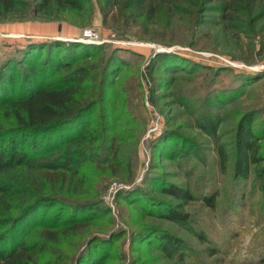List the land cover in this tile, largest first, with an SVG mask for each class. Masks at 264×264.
I'll return each instance as SVG.
<instances>
[{"label": "rangeland", "instance_id": "1", "mask_svg": "<svg viewBox=\"0 0 264 264\" xmlns=\"http://www.w3.org/2000/svg\"><path fill=\"white\" fill-rule=\"evenodd\" d=\"M90 5L91 21L84 25L87 17L46 18L33 9L23 17L0 21V64L21 58L28 43L92 45L93 52L79 60L89 69L85 93H100L84 133L72 146L81 144L90 151L88 157L63 180L57 172L41 169L48 157L62 151L65 141L55 143L52 136L34 138L29 133L4 138L7 155L14 140V148L36 157L0 175V184L14 187L6 205L13 215L7 221L35 200H47L36 211L44 224L36 223L24 240L41 256V264H69L80 250L85 252L87 240L111 235L108 256L100 264H177L136 237L137 231L151 227L155 235L167 233L181 241L185 264H264V194L253 169L247 178H235L232 153L241 115L255 109L260 111L257 121L264 119V40L262 49L259 42L264 14L253 13L252 29L245 12L229 5L222 17L215 3L202 8L204 4L196 6L192 0H164L147 21L140 14L142 7L124 16L114 8L103 21L100 1L90 0ZM85 29L97 34L96 42L80 40ZM157 53L181 59L184 68L165 71L154 63ZM112 56L124 64L118 65L117 73L110 68L104 72ZM252 76L255 79L249 80ZM204 114L218 117L215 137L196 122ZM74 131L59 133L71 137ZM166 132L174 135L167 142L161 140ZM178 139L193 145L192 155L180 159L170 153L172 141ZM260 151L264 158V141ZM156 180L186 187L195 199L175 200ZM132 193L188 214L195 234L153 209L148 212L137 200L129 201L126 196ZM207 196H213V205L205 202ZM92 203L99 207L93 218L83 220L74 235L67 231L70 235L62 237L72 208ZM54 216V224L44 227ZM8 227L0 225V237ZM56 228L57 236L47 231Z\"/></svg>", "mask_w": 264, "mask_h": 264}, {"label": "trees", "instance_id": "2", "mask_svg": "<svg viewBox=\"0 0 264 264\" xmlns=\"http://www.w3.org/2000/svg\"><path fill=\"white\" fill-rule=\"evenodd\" d=\"M99 1L103 21L109 10L114 8H117L120 16H124L131 10L140 7L143 8L140 14L147 21L164 0ZM192 3L196 6L200 3L204 4L202 8L205 7V4L215 3L216 11L222 17L225 8L228 5L232 6L234 9H238V12H245V15L249 17V25L253 24L255 20L253 18L254 14L257 13L256 16L264 14V0H192ZM90 7V0H0V21L23 17L25 16L24 12L33 9L35 12L46 16V18H59L67 14L82 20L87 17L83 23L84 25L88 21L87 24H89L91 21ZM249 28H252V26L250 25ZM250 31L254 33L253 30ZM263 40L264 37L260 36V49H262ZM92 47L94 46L60 40H54L50 43H28L21 50V58H9L0 64V175L5 171H10L13 166L20 167L36 158L35 156L29 157L25 149L14 148V140L10 144L11 152L8 155L6 154V148L3 146L4 138L13 137L15 133H29L34 138L41 134L45 137L52 136L55 143L65 141L62 151L52 158L48 157L49 160L45 158L47 160L43 164L44 169H41L57 172L58 177L62 176L60 178L62 180L64 175H68L74 170L75 165L88 157L90 151L86 150L81 144L75 147L72 146L84 133L88 116L92 113L90 111L95 109V101L100 97V93L92 95L85 93L88 88L89 69L81 64L84 63L83 61L79 60L82 54H91L93 52ZM44 50H46V54L43 57ZM167 57L169 58L168 63H166ZM36 59L41 61L38 63L39 60L36 61ZM180 60L174 56L157 53L154 63L162 64L165 66V71L172 72L184 68ZM123 64V61L112 56L107 60L104 72L106 68H110L112 73H117L118 69H121L118 68V65ZM106 77L103 76V83H105ZM255 77L252 76L249 80L255 79ZM259 114L260 111L257 112L252 109L241 115L235 130L232 153L235 178L245 179L250 169H253L255 179L260 182V188L264 194V158L260 151L264 141V119L257 121ZM196 122L206 133L213 137L216 136L218 127V117L216 115L204 114ZM74 128L75 134H72L71 137L59 133L61 129ZM173 136L172 133L166 132L161 140L167 142V139H171ZM29 144L33 148V142ZM193 149L191 143L182 142L178 139L172 141L170 153L180 159H185L192 155ZM75 156L78 158L76 159ZM223 156L222 154L221 157L223 158ZM155 183L163 193L170 195L175 200L189 202L195 199V196L186 187L170 183L165 186L164 182L160 180H156ZM12 189H14L13 184H0V225L9 226L0 237V264H41V262H38L41 256L32 253V248L29 249L30 247L25 244L24 240L26 233L36 226V223L39 225L44 224L40 214L37 216L36 211L47 200L43 198L35 200L24 206L14 218L7 221V218L13 215L6 206L12 201ZM126 197L129 201L137 200L148 212H152L153 209L160 217L169 219L195 234L189 215L178 210L174 205H169L160 200L155 201L151 198L148 200L142 197L138 198L137 193H132ZM204 200L208 205H213V196L204 197ZM51 202H54V200H51ZM144 203L149 208H145ZM85 205L72 208L73 212L68 215L66 220L68 226L64 229L62 237L65 238V236L70 235V232L67 231L76 232L82 226L83 220L93 218L94 211H99V207L95 203L90 206ZM4 206L5 209H3ZM55 218L56 216L49 219L43 226L48 228L46 225L49 223L54 224L53 220ZM152 229L154 228L151 227L146 230L144 228L140 231L141 233L137 231L138 235L136 237L150 243L159 251H163L168 257L176 259L177 264H185L184 245L181 241L167 233L159 232L158 235H155ZM58 230L56 228L47 231L57 236L59 235ZM112 239H114L112 235L105 239L96 236L90 238L86 242L88 246L85 247V252L81 254L80 250L69 264H100L108 256ZM45 241L44 238L41 241V248L44 251L46 250L43 246L46 243ZM62 256L64 254H60V257ZM89 259L91 262L88 261Z\"/></svg>", "mask_w": 264, "mask_h": 264}, {"label": "built area", "instance_id": "3", "mask_svg": "<svg viewBox=\"0 0 264 264\" xmlns=\"http://www.w3.org/2000/svg\"><path fill=\"white\" fill-rule=\"evenodd\" d=\"M97 38H98V36L93 30L85 29L83 31L82 38L80 40L84 41V42L91 43V42H96Z\"/></svg>", "mask_w": 264, "mask_h": 264}]
</instances>
